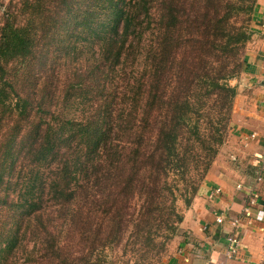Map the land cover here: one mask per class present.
<instances>
[{"label": "trees", "instance_id": "1", "mask_svg": "<svg viewBox=\"0 0 264 264\" xmlns=\"http://www.w3.org/2000/svg\"><path fill=\"white\" fill-rule=\"evenodd\" d=\"M6 1L0 264H162L228 140L258 0Z\"/></svg>", "mask_w": 264, "mask_h": 264}, {"label": "crops", "instance_id": "2", "mask_svg": "<svg viewBox=\"0 0 264 264\" xmlns=\"http://www.w3.org/2000/svg\"><path fill=\"white\" fill-rule=\"evenodd\" d=\"M252 28L245 53L246 68L232 81L238 93L228 140L186 211L163 264H259L264 258V179L256 180L264 162V0L257 2ZM254 133L256 136L251 137ZM240 183L256 187L262 197L255 219L240 233L239 255L228 259L227 237L245 201L246 189H238ZM218 215H225L222 223L217 221Z\"/></svg>", "mask_w": 264, "mask_h": 264}, {"label": "built area", "instance_id": "3", "mask_svg": "<svg viewBox=\"0 0 264 264\" xmlns=\"http://www.w3.org/2000/svg\"><path fill=\"white\" fill-rule=\"evenodd\" d=\"M256 133L252 134L251 137H255ZM250 139V137H248ZM260 172L256 177L257 182H261L264 179V162L261 165ZM238 189L245 190V201H244V207L242 209V212L239 215H236L233 218V226L234 230L231 232L227 237V246H226V257L228 259L236 258L239 255L240 248H241V236L240 233L242 232V229L245 225L251 223L256 215H255V209L259 207L260 199L262 197L261 193L258 191L256 187L252 186H245L244 184L240 183L238 184ZM220 188H218L216 191L220 192ZM225 215H218L217 221L219 223H222L224 221ZM190 264H196V263H190Z\"/></svg>", "mask_w": 264, "mask_h": 264}, {"label": "rangeland", "instance_id": "4", "mask_svg": "<svg viewBox=\"0 0 264 264\" xmlns=\"http://www.w3.org/2000/svg\"><path fill=\"white\" fill-rule=\"evenodd\" d=\"M9 2H10V0H7V1H6L7 4H8ZM0 16H1V13H0ZM63 69L66 70L67 68L63 67ZM180 230H181V229H180ZM179 232H180V231H179ZM170 251H171V249H170ZM169 254H170V252H169ZM168 256H169V255H167L166 257L163 258V260H162V264H163V262L167 259Z\"/></svg>", "mask_w": 264, "mask_h": 264}]
</instances>
